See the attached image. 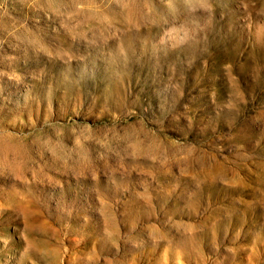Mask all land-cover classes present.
I'll return each mask as SVG.
<instances>
[{
  "label": "rangeland",
  "instance_id": "obj_1",
  "mask_svg": "<svg viewBox=\"0 0 264 264\" xmlns=\"http://www.w3.org/2000/svg\"><path fill=\"white\" fill-rule=\"evenodd\" d=\"M0 264H264V0H0Z\"/></svg>",
  "mask_w": 264,
  "mask_h": 264
}]
</instances>
